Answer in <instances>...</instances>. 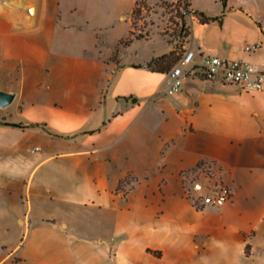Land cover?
Instances as JSON below:
<instances>
[{"label": "crops", "instance_id": "1", "mask_svg": "<svg viewBox=\"0 0 264 264\" xmlns=\"http://www.w3.org/2000/svg\"><path fill=\"white\" fill-rule=\"evenodd\" d=\"M134 1L0 0V264H264V89L166 93L173 46L119 44ZM189 1L219 18L185 14L184 50L264 67V0ZM203 164L233 195L200 210Z\"/></svg>", "mask_w": 264, "mask_h": 264}, {"label": "built area", "instance_id": "2", "mask_svg": "<svg viewBox=\"0 0 264 264\" xmlns=\"http://www.w3.org/2000/svg\"><path fill=\"white\" fill-rule=\"evenodd\" d=\"M256 47L253 44L244 48L251 51ZM197 56L193 49L182 52L177 62L167 71L166 93L172 94L180 90L188 73L238 85L246 91L264 89V67L217 55H200V60ZM182 177L183 195L197 209L220 206L232 198V187L222 179L215 178L209 165L203 164L193 171L183 172Z\"/></svg>", "mask_w": 264, "mask_h": 264}, {"label": "rangeland", "instance_id": "3", "mask_svg": "<svg viewBox=\"0 0 264 264\" xmlns=\"http://www.w3.org/2000/svg\"><path fill=\"white\" fill-rule=\"evenodd\" d=\"M186 2L187 0H138L142 12L129 18L134 21L135 32L141 29L148 34V39L142 41V49L161 50L168 42L176 48L177 54H182L185 40L183 35L188 31L181 19ZM108 264H112V259Z\"/></svg>", "mask_w": 264, "mask_h": 264}, {"label": "trees", "instance_id": "4", "mask_svg": "<svg viewBox=\"0 0 264 264\" xmlns=\"http://www.w3.org/2000/svg\"><path fill=\"white\" fill-rule=\"evenodd\" d=\"M220 1H221L223 6L226 5V0H220ZM141 12H142V7H139L138 6V0H135L134 5L132 7V10L129 13V17H132L134 15H139V14H141ZM190 12L193 13L198 18V20L201 22H209L211 20L219 18V16H210V15L206 14L205 12H203L202 10L191 8L190 1L187 0L186 7L183 9V11L181 13V19L183 18V16L185 14H188ZM130 21H131V29L129 30V34L126 37L121 38L119 40V44L128 45L135 38L141 39V38H147L148 37L147 32L143 33L141 29H139L138 32H135L134 31V28H135L134 21L133 20H130ZM183 24H184V21H183ZM186 34L183 35V37H186ZM116 56H117V53H115L112 58L114 60H116ZM179 57H180V55L177 54L176 48L173 46L169 52L163 53L161 55H158V56L151 58L148 62L145 63V65L148 66L149 68L153 69V70L165 72V71H168L177 62ZM12 124L15 126H24L23 123H12ZM124 181H128V180L127 179L121 180L119 182V187L122 185V183ZM148 251L153 253L157 257H159L161 255V252L159 250L148 249ZM245 253L247 255H249V253H250V245L249 244H246V246H245Z\"/></svg>", "mask_w": 264, "mask_h": 264}, {"label": "water", "instance_id": "5", "mask_svg": "<svg viewBox=\"0 0 264 264\" xmlns=\"http://www.w3.org/2000/svg\"><path fill=\"white\" fill-rule=\"evenodd\" d=\"M182 21H184V16L182 18ZM15 97L14 91H5L0 89V106L4 107L8 105Z\"/></svg>", "mask_w": 264, "mask_h": 264}]
</instances>
